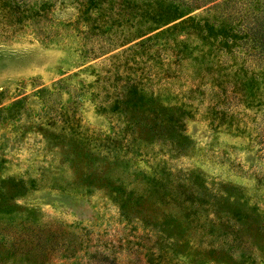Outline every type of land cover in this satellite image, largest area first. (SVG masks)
I'll use <instances>...</instances> for the list:
<instances>
[{"label": "trees", "instance_id": "16d2710c", "mask_svg": "<svg viewBox=\"0 0 264 264\" xmlns=\"http://www.w3.org/2000/svg\"><path fill=\"white\" fill-rule=\"evenodd\" d=\"M74 1L77 19L97 40L120 47L109 54L117 61L95 104L113 123L101 134L65 113L58 135L72 141L82 162L65 161L71 175L58 172L63 177H52L50 186L88 191L103 185L115 193L124 222L132 223L138 213L144 233L155 238L143 243L135 233L118 239L128 247L120 264H135L140 256L139 264H218L222 257L223 264H258L243 250L233 257L226 236L233 233L230 220H245L252 209L237 206L231 212L212 201L209 213L208 186L171 159L187 142L184 121L195 114V100L205 90L213 126L246 131L249 123H259L264 134V0ZM53 2L0 0V36L28 28L45 41L57 39L58 26L47 21ZM182 64L192 65L191 85L178 82ZM29 181L34 185L35 179ZM232 196L230 189L220 193L225 200ZM142 207L160 213L144 214ZM214 239H220L218 248ZM83 240L47 233L41 249L70 259L58 260L65 264H88Z\"/></svg>", "mask_w": 264, "mask_h": 264}, {"label": "rangeland", "instance_id": "374dc122", "mask_svg": "<svg viewBox=\"0 0 264 264\" xmlns=\"http://www.w3.org/2000/svg\"><path fill=\"white\" fill-rule=\"evenodd\" d=\"M77 12L74 0H54L47 21L55 23L60 34L51 41L28 28L0 36V264L70 261L59 259V253L47 247L41 249L47 233L82 236L90 253L82 259L88 264L126 261L128 247L118 245V239L135 233L141 234L143 243L155 238L153 232L144 233L138 213L132 223L124 222L116 195L106 186L95 185L88 191L50 186L52 177L70 174L65 161L82 162L72 141L63 133L58 135L65 125L62 116L72 114L82 127L101 134L109 133L113 123L95 104L103 97L102 86L117 61L109 54L120 47L97 40L93 29L77 19ZM192 76V65L182 64L180 85L193 84ZM207 92L195 100V114L184 121L187 142L171 161L175 168L198 173L208 186L204 201L209 213L212 201L231 212L237 206L252 209L245 220H230L233 233L226 236L233 257L243 250L264 264V134L258 129L262 124L249 123L246 131L213 126ZM222 189H230L233 196L223 199ZM145 207L144 214L160 213ZM197 236L193 234L195 240ZM219 243L214 239L212 244L218 248ZM220 260L218 264H223V257Z\"/></svg>", "mask_w": 264, "mask_h": 264}]
</instances>
